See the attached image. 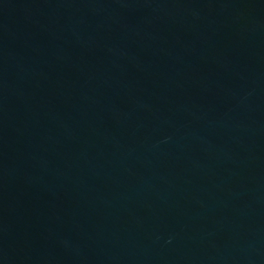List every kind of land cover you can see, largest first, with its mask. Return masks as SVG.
Returning <instances> with one entry per match:
<instances>
[{
	"label": "water",
	"instance_id": "obj_1",
	"mask_svg": "<svg viewBox=\"0 0 264 264\" xmlns=\"http://www.w3.org/2000/svg\"><path fill=\"white\" fill-rule=\"evenodd\" d=\"M0 264H264V0H0Z\"/></svg>",
	"mask_w": 264,
	"mask_h": 264
}]
</instances>
